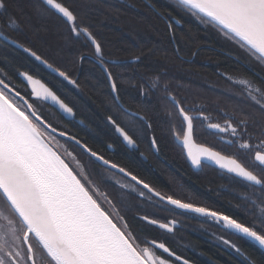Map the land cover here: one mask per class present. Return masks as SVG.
<instances>
[{"label":"snow or ice","instance_id":"obj_1","mask_svg":"<svg viewBox=\"0 0 264 264\" xmlns=\"http://www.w3.org/2000/svg\"><path fill=\"white\" fill-rule=\"evenodd\" d=\"M152 7L156 10L154 5ZM170 7L214 30L225 41L238 46L246 60L252 61L249 65L251 78L239 81L245 88L244 101L251 110H241L238 120L226 116L223 124L212 123L203 111L187 108L172 93L166 97L171 105L167 113L171 135L182 147L189 163L200 168L211 162L245 181L253 193H260L256 199L248 198L247 214L253 218L251 223L164 195L75 136L58 132L40 115L34 103L22 94L12 76L0 67V264H173L171 257L182 264H189L165 243L143 240L121 213L122 205L110 198L107 191H101L77 157L60 143L57 135L74 141L106 169L116 170L134 182L113 181L114 186L127 195L135 194V198L141 201H158V207L171 205L211 219L258 249L259 256L245 249L247 255L243 264H264V75H261L264 72V0H173ZM7 8V0H0V10L6 13ZM35 10L41 15L56 17L72 38L82 39L85 47L91 46L94 62L102 69L111 93L118 101L119 88L109 69L113 62L105 59L102 44L76 10L66 0H39ZM157 14L165 17L164 12L157 10ZM167 17L176 24L181 23L172 17L171 12ZM6 27L13 32L19 30V21L14 15L8 16ZM168 28L173 30L171 22ZM0 44L22 50L69 84L76 83L31 47L3 32H0ZM84 58L81 56V60ZM17 73L32 86L33 97L51 101L64 113L72 114V108L55 91L43 85L37 90L39 81L29 71L17 69ZM140 94L145 95L143 88ZM139 119L144 121L145 117ZM145 122L151 130V122ZM197 122L221 134V142L228 147L235 146L248 152L251 166L235 155L196 145ZM107 123L126 146H137L134 135L118 124L114 117L109 115ZM225 135L230 138L225 139ZM151 145L158 150L155 137ZM135 219L168 233L175 230L177 223L175 220L161 222L146 213ZM223 243L244 255L241 248L231 241L224 239ZM157 250L167 256L159 255Z\"/></svg>","mask_w":264,"mask_h":264},{"label":"trees","instance_id":"obj_2","mask_svg":"<svg viewBox=\"0 0 264 264\" xmlns=\"http://www.w3.org/2000/svg\"><path fill=\"white\" fill-rule=\"evenodd\" d=\"M7 2L10 15L19 21V30H10V35L76 81L74 85L69 84L25 53L10 47L0 48V61L7 63L6 70L13 73H17V69L29 71L72 108L74 119L65 120L50 106L39 100H31L48 123L101 153L106 144L114 145L119 140L113 127L107 123V117L111 115L134 135L140 145L149 147L155 137L158 150L154 153L162 159L157 160L153 153L148 152L147 162L134 160L136 153L126 151L119 144L118 155L131 158H125L123 163L162 187L168 182L176 191L194 192L201 201L222 208L223 212L220 213L236 219L245 215V219L251 223L253 218L247 214L248 198L256 199L260 193H253L251 189L247 192L249 197L243 199L238 193L243 194L242 190L247 184L235 179L234 211L227 210L229 195L218 191V186L214 184L215 170L205 167L200 173H193L185 165L181 150L171 135L167 116L171 110L166 100L169 92L183 101L187 108L203 111L209 119L213 118V109L231 113L234 120L240 119L241 110L250 111L239 81L251 78L249 65L252 61L246 60L238 46L225 41L190 15L173 10L170 7L173 0H66L97 36L105 58L114 61L109 64V69L119 88V100L116 101L105 75L94 62L90 45L85 47L82 39L77 41L72 38L56 17L39 14L35 10L39 0ZM152 5L156 10H153ZM157 10L164 12L165 17L158 15ZM168 12L181 23L170 20ZM169 22L172 23V31H169ZM81 56L85 58L81 60ZM18 88L29 98L25 89ZM141 88L145 92L143 96L140 94ZM141 116L145 117L144 121L139 119ZM145 121L151 122V130ZM57 139L81 163L89 160V156L77 145L58 136ZM94 171L98 172L97 169ZM184 177L191 178L193 182L186 181ZM96 183L101 188V182L98 180ZM109 196L122 205L121 213L143 240L161 241L176 254H184L182 246L173 236L168 238L163 232L157 233L153 226L134 220V215L145 213L125 205L119 195ZM215 198L217 201H214ZM221 204L222 207L219 206ZM194 243L203 252L217 256L216 248L211 244L202 240ZM220 260L223 264H231L227 256Z\"/></svg>","mask_w":264,"mask_h":264},{"label":"flooded vegetation","instance_id":"obj_3","mask_svg":"<svg viewBox=\"0 0 264 264\" xmlns=\"http://www.w3.org/2000/svg\"><path fill=\"white\" fill-rule=\"evenodd\" d=\"M8 16H10V8L8 6L7 12H3V10H0V32H3L4 34L8 35L12 39H15L10 35V30L8 27H6V21L8 19ZM16 40V39H15ZM17 42H19L17 40ZM20 43V42H19ZM4 48L3 44H0V48ZM14 50L20 51L24 53L22 50L17 49V48H12ZM93 50V49H92ZM26 54V53H25ZM27 55V54H26ZM30 57V56H29ZM93 59L94 58V53H93ZM32 58V57H30ZM33 59V58H32ZM108 61H112L108 58H105ZM34 60V59H33ZM35 61V60H34ZM37 62V61H35ZM38 63V62H37ZM41 65V64H40ZM7 63L5 61H0V67H3L6 70ZM99 66V65H98ZM100 68V67H99ZM13 78V82L17 85L20 86L21 88L25 89L28 92V97L30 99V92L28 91L26 82L22 80V78L18 75L16 72H10L6 70ZM102 71V70H101ZM104 74V73H103ZM35 77V76H33ZM106 77V76H105ZM37 78V77H36ZM247 79V78H245ZM41 80V79H40ZM42 81V80H41ZM43 82V81H42ZM47 85V84H46ZM48 86V85H47ZM241 93L244 95L245 93V88L241 86ZM111 91V90H110ZM207 115V114H205ZM226 116H232L231 113H225L221 112L219 109H213V118L209 119V122L212 123H224V119ZM234 119V118H233ZM114 129V128H113ZM115 135L118 137V141L116 144H106L102 150L100 155L104 156L106 159H108L112 163H116L117 165L126 168L127 170L131 171L133 174L137 175V177L141 180H144L145 182L149 183L151 186H153L157 191H160L164 195H171L176 199H180L182 202L185 203H193L197 206H205L210 208L211 210H215L218 212H223V209L216 206H210L209 204L201 201V199L195 195L194 192L187 193L184 190L181 191H176L173 188L174 186H170V183H165V186H160L159 184L155 183V181L149 180V178L141 175L140 173H137L134 171L130 166L126 165L125 163L122 162V160L126 159H131L130 157L123 156V155H118L120 152L118 150L119 144L128 152L131 153H136L134 157V160H141L142 162H147L149 156L146 155V153L150 152L151 154L153 153L155 158L159 159L162 161V159L159 157V155H155L154 152H156L157 149H154L151 144H149V147H145L144 145H140L137 142V146L135 148H129L127 147L123 142L122 138L119 137V135L114 131ZM221 134L214 133L207 129L206 124L202 126L201 122H197L196 124V133L194 135V142L197 145L204 146V147H210L214 150L221 151L222 154L225 155H235L237 158H239L243 163L246 165L251 166L250 164V154L244 150H238L235 146L228 147L227 145L223 144L221 142ZM225 139H228L227 135L224 137ZM176 144V142H175ZM177 145V144H176ZM111 146V147H110ZM178 146V145H177ZM181 150V153L184 157V162L186 163L185 165L188 166V168L193 172V173H200L202 169L205 167H210L214 169L215 171V180L214 184L218 186V191L220 192H227L228 197V206L227 210L229 211H234V194H235V189H234V180H240L244 183L245 181L230 175L228 173H225L215 167H212L210 165H205L200 167L198 170H193L191 166L189 165L188 161L186 160V157L183 153V150L180 146H178ZM116 154L118 155L116 158ZM115 155V156H114ZM152 157V156H151ZM88 163L91 167L94 169H97L98 172L103 174V181L101 183V191H107L109 195L115 194L119 195L121 198V201L124 202L125 205L133 209L134 211H142L143 213H146L150 215L153 218L158 219L161 222H167L168 220H175L176 227L175 230L172 233L165 232L164 230L159 229L158 227H154L155 231L157 233H165L168 235V238L173 236V238L178 240L180 246H182V250L184 254H181V256L184 259H187L190 263L192 264H223L222 261L220 260L221 257L227 256V258L231 261V264H243L244 261V256L247 255V252H245V249H248L250 251L255 250L260 254L257 248H255L253 245L249 244L246 240L240 239L238 236L233 235L230 233L229 230L224 229L220 224L215 223L211 219L200 216L196 213H191V212H186L181 209H176L174 206L171 205H166L164 204L162 207H158L157 204L159 203L158 201H153L152 203H149L147 201H141L138 198H135V194L133 195H127L123 190L120 188L114 186L113 181L120 180L125 183H134L131 182L129 178L123 177L122 174L116 173L114 170H108L105 168V166L99 164L95 160H93L91 157H88ZM157 159V160H158ZM121 160V161H120ZM95 163V164H94ZM174 168L173 166H171ZM190 171V172H191ZM90 174V172H89ZM190 174V173H189ZM202 175V174H201ZM226 175V176H225ZM185 180L187 181L188 178L184 177ZM188 182L192 183L193 180L188 179ZM247 184V183H246ZM172 188V189H171ZM251 190V188L246 187L242 190V193H238L240 197L243 199L249 197L248 193ZM146 191V190H145ZM214 201H217L216 198ZM135 203V204H132ZM222 207V204L219 205ZM240 206V205H239ZM164 209H170V210H164ZM139 215H134V218H136ZM241 218L239 220H242L246 223H249V220L245 219L244 216H240ZM138 221L137 219H134ZM139 222V221H138ZM137 222V223H138ZM132 223H135L132 220ZM140 223V222H139ZM229 240L232 243L236 244L238 247L241 248V251L244 252V255H240L236 252L234 248H231L223 243V240ZM193 240H202L206 243L211 244L213 247L216 248L215 253L217 256L210 255L206 252H203L193 241ZM151 241V240H150ZM161 242V241H159ZM178 255V254H177ZM172 259V258H171ZM203 260V262H202ZM173 264H180L176 260L172 259Z\"/></svg>","mask_w":264,"mask_h":264},{"label":"water","instance_id":"obj_4","mask_svg":"<svg viewBox=\"0 0 264 264\" xmlns=\"http://www.w3.org/2000/svg\"><path fill=\"white\" fill-rule=\"evenodd\" d=\"M39 63V62H38ZM43 66V65H42ZM44 67V66H43ZM45 68V67H44ZM46 69V68H45ZM101 69V68H100ZM48 70V69H47ZM102 70V69H101ZM49 71V70H48ZM49 72H51V71H49ZM103 72V71H102ZM52 73V72H51ZM54 75H56L55 73H53ZM105 75V74H104ZM56 76H58V75H56ZM59 77V76H58ZM34 79H36V80H38L39 81V84H37L36 85V88H37V90H40V85H43L44 87H47V88H49V89H51L49 86H47L44 82H42L39 78H36V77H33ZM60 78H62V77H60ZM63 79V78H62ZM26 85H27V88H28V91L30 92V98L31 99H34V100H39V99H36L35 97H33L32 96V93H31V85H28L27 83H26ZM110 87V86H109ZM52 90V89H51ZM110 90H111V88H110ZM61 99V98H60ZM62 100V99H61ZM39 101H41V102H43L44 104H46V105H48V106H50L51 108H53L60 116H62L65 120H72V119H74V112H72V114H67V113H64L62 110H60L59 109V107L58 106H54V105H52V103H51V101H42V100H39ZM63 101V100H62ZM64 102V101H63ZM65 103V102H64ZM66 104V103H65ZM67 105V104H66ZM68 106V105H67ZM69 107V106H68ZM59 132V131H58ZM58 136V135H57ZM58 137H60V136H58ZM61 138H63V139H65V140H68L66 137H61ZM68 141H70L71 143H73V144H75L74 143V141H71V140H68ZM174 141H175V139H174ZM176 142V141H175ZM195 143V142H194ZM176 144H177V142H176ZM196 144V143H195ZM76 145V144H75ZM178 145V144H177ZM197 145V144H196ZM78 146V145H77ZM179 146V145H178ZM198 146H200V145H198ZM79 147V146H78ZM128 147V146H127ZM181 147V146H180ZM204 147V146H203ZM130 148V147H129ZM182 148V147H181ZM183 150V149H182ZM183 153H184V155H185V157H186V154H185V152L183 151ZM93 159V158H92ZM94 160V159H93ZM186 160H187V157H186ZM188 161V160H187ZM97 162V161H96ZM99 163V162H98ZM188 163H189V161H188ZM99 164H101V163H99ZM207 165H210V166H212V167H215V168H217V169H219V170H221V171H223V172H225V173H227L225 170H223V169H220L218 166H216V165H214L213 163H211V162H207L206 163ZM102 165V164H101ZM189 165L191 166V168L193 169V170H198V169H200V168H194L190 163H189ZM114 171H116V170H114ZM229 174V173H228ZM230 175H232V174H230ZM234 176V175H233ZM236 177V176H235ZM237 178H239V177H237ZM240 179V178H239ZM159 251V250H158ZM161 252V251H160ZM165 255H167V254H165ZM172 259H174L175 260V258L174 257H171ZM177 262H179L180 264H182V262L181 261H177ZM189 264H192V263H190L189 262Z\"/></svg>","mask_w":264,"mask_h":264},{"label":"rangeland","instance_id":"obj_5","mask_svg":"<svg viewBox=\"0 0 264 264\" xmlns=\"http://www.w3.org/2000/svg\"><path fill=\"white\" fill-rule=\"evenodd\" d=\"M30 100H33V99L30 98ZM60 143L62 144L61 141H60ZM62 150H64V149L62 148L61 151ZM82 165L84 166V168H85V170L87 171L88 174L90 172L89 175L91 176L92 179L95 180V182L99 180L102 183V181H103V179H102L103 178V174L100 173V172H95L94 171L95 169L89 165L88 160H86L85 162H83Z\"/></svg>","mask_w":264,"mask_h":264}]
</instances>
